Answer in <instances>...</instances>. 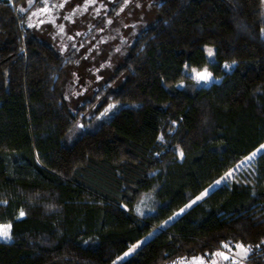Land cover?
Segmentation results:
<instances>
[{"label": "trees", "instance_id": "16d2710c", "mask_svg": "<svg viewBox=\"0 0 264 264\" xmlns=\"http://www.w3.org/2000/svg\"><path fill=\"white\" fill-rule=\"evenodd\" d=\"M29 1L0 0V264H111L197 197L119 264L237 245L264 264V150L202 195L264 144L262 0H133L125 15L142 3L153 16L72 142L71 61L27 24ZM147 192L155 211L140 217Z\"/></svg>", "mask_w": 264, "mask_h": 264}, {"label": "rangeland", "instance_id": "374dc122", "mask_svg": "<svg viewBox=\"0 0 264 264\" xmlns=\"http://www.w3.org/2000/svg\"><path fill=\"white\" fill-rule=\"evenodd\" d=\"M132 2L133 0H31L20 8L26 13L27 24L33 30L44 34V37H47V40L61 54H65L68 61H71L65 95L73 111L80 109L84 111L78 115L79 118L70 133L69 142H72L83 129L87 128L89 121L95 115L100 101L98 97L94 105L92 101L99 84L112 81L114 85H117L121 82L122 79L116 75L117 70L128 53L132 41L141 31L139 27H144V24L150 20L149 17L153 16L150 5L145 6L142 3L137 4L132 13L127 12L125 15L123 10L128 9ZM262 12L264 18V0H262ZM209 49L212 50L211 56L208 53ZM206 54L209 60H213L214 47L207 46ZM83 56L86 57L82 58ZM228 66L231 67L230 64ZM262 150H264V144L229 170L219 184L216 182L214 184L218 186L225 180L231 179L237 170L250 165ZM229 173L231 176H228ZM213 185L206 190H210ZM196 200L197 198L192 199L186 207ZM155 206L154 194L142 193L134 205V213L143 217L153 213ZM123 207L128 210L127 206ZM186 207L157 226L111 264H119L127 259L145 241L180 216ZM4 225H10V222H0V226ZM11 237L10 228L9 238H0V241H10Z\"/></svg>", "mask_w": 264, "mask_h": 264}, {"label": "crops", "instance_id": "0c3cea01", "mask_svg": "<svg viewBox=\"0 0 264 264\" xmlns=\"http://www.w3.org/2000/svg\"><path fill=\"white\" fill-rule=\"evenodd\" d=\"M241 245H237L234 249L222 248L217 250L211 257L196 256L193 258H181L173 264H230L233 260V264H249L248 256L250 250ZM240 250V252L238 251ZM222 254V255H221ZM227 257V259H225Z\"/></svg>", "mask_w": 264, "mask_h": 264}, {"label": "snow or ice", "instance_id": "6c2138e0", "mask_svg": "<svg viewBox=\"0 0 264 264\" xmlns=\"http://www.w3.org/2000/svg\"><path fill=\"white\" fill-rule=\"evenodd\" d=\"M208 53H209V56H211L212 55V50L209 49L208 50ZM226 67H228V66L226 65ZM193 71L195 72V70H193ZM210 77H211V74L208 73L207 70H205L204 72H195V76H194V78L198 82L199 81H207V80L210 79ZM228 176H231V173H229ZM222 179H224V178H222ZM216 183L219 184L220 181H217ZM215 187H216V185L214 184L210 190H215ZM210 190H206L205 193L202 194V195H207L208 194V191H210ZM201 198L202 197H197V199H201ZM22 215H23V213H21V216ZM10 228H11V225L0 226V238H2V239L9 238ZM240 247L243 248L242 245ZM225 259H227V257H225Z\"/></svg>", "mask_w": 264, "mask_h": 264}, {"label": "built area", "instance_id": "2783aa9c", "mask_svg": "<svg viewBox=\"0 0 264 264\" xmlns=\"http://www.w3.org/2000/svg\"><path fill=\"white\" fill-rule=\"evenodd\" d=\"M230 264H233V260H231Z\"/></svg>", "mask_w": 264, "mask_h": 264}]
</instances>
